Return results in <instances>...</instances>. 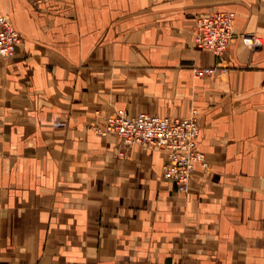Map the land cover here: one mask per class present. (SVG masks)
I'll use <instances>...</instances> for the list:
<instances>
[{"label": "crops", "instance_id": "0c3cea01", "mask_svg": "<svg viewBox=\"0 0 264 264\" xmlns=\"http://www.w3.org/2000/svg\"><path fill=\"white\" fill-rule=\"evenodd\" d=\"M233 11L222 55L194 20ZM0 264H264V0H0ZM254 37L261 43L253 44ZM193 66L217 67L197 77ZM197 110L186 191L92 126Z\"/></svg>", "mask_w": 264, "mask_h": 264}, {"label": "built area", "instance_id": "2783aa9c", "mask_svg": "<svg viewBox=\"0 0 264 264\" xmlns=\"http://www.w3.org/2000/svg\"><path fill=\"white\" fill-rule=\"evenodd\" d=\"M234 16L230 10H215L197 16L193 25L195 45L215 55L225 53L234 36ZM20 42L21 35L10 18L0 12V57L6 60L11 58ZM260 43V38L254 37L253 44ZM216 71L215 66L192 67L197 77L212 75ZM92 128L101 136L119 137L123 146L137 144L163 151L165 159L161 176L173 181L179 191L188 189L197 164L203 169L208 168L207 158L196 143L199 134L196 109L183 117L160 116L149 112L128 115L118 110L107 116L103 125H93Z\"/></svg>", "mask_w": 264, "mask_h": 264}]
</instances>
